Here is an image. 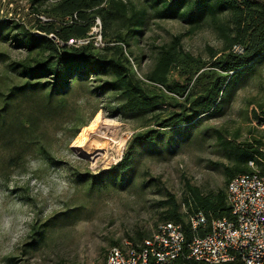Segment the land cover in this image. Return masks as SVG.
Masks as SVG:
<instances>
[{
	"label": "rangeland",
	"instance_id": "1",
	"mask_svg": "<svg viewBox=\"0 0 264 264\" xmlns=\"http://www.w3.org/2000/svg\"><path fill=\"white\" fill-rule=\"evenodd\" d=\"M55 2L39 0L32 6L31 0H0V18L18 20L35 31L37 20L57 22L51 15ZM178 35L183 51L206 62L223 48L208 24L191 29L179 20H149L126 50L135 76L148 90H163L143 76L152 70L158 47ZM102 47L97 50L109 55ZM34 56L0 42V93L6 94L8 87L21 82L8 64ZM256 68L255 75L224 103L221 114L194 127L189 139L180 141L172 154L157 157L137 149L124 189L101 185L91 189L80 176L110 170L121 160L131 136L154 126L148 117L128 119L113 114V94L95 97L88 93L95 82L74 89L66 99L65 113L41 123L39 143L24 146L20 157L18 140L0 138V264H103L110 248L151 236L164 223L158 202L167 195L189 216L182 204L188 186L203 194L225 189L221 165L232 163L213 130L230 138L238 132L235 142L252 141L264 134V126L252 115L254 110L260 115L259 106L264 105V63ZM177 74L172 70L169 81L181 82ZM22 109L23 113L30 111V103H23ZM75 116L85 122L77 132L72 129ZM96 118L99 120L90 131L87 127ZM82 133L86 143L99 142L93 144L94 149L99 145L103 149L93 155L85 151ZM40 144L51 160L40 154Z\"/></svg>",
	"mask_w": 264,
	"mask_h": 264
},
{
	"label": "trees",
	"instance_id": "2",
	"mask_svg": "<svg viewBox=\"0 0 264 264\" xmlns=\"http://www.w3.org/2000/svg\"><path fill=\"white\" fill-rule=\"evenodd\" d=\"M37 1L31 0L32 6ZM51 15L57 22L37 20L35 31L18 20L0 18V42L24 50L27 55L35 53L32 58L7 66L21 82L8 87L6 94L0 93L3 96L0 138L18 140L20 157L24 146L39 143L37 133L41 123L65 113L66 99L73 90L95 82L88 93L95 97L113 94V114L128 119L148 117L154 128L133 134L121 160L110 170L81 175L91 189L97 185L127 187L137 149L150 156L172 154L180 141L189 139L194 127L219 116L224 103L264 63V0H56ZM96 19L101 24L102 50L110 52L109 55L99 52L91 42L79 47L66 44L69 39L86 37ZM152 19L179 20L191 29L208 24L222 40L223 48L213 52L206 62L183 51L180 36H174L158 47L152 70L143 76L153 87L163 88L159 92L150 91L135 76L126 50L130 40L140 35ZM172 70L177 71L181 82L169 81ZM23 103H30L27 113H23ZM259 108L260 115L254 110L253 119L264 126V105ZM72 123L75 132L85 125L78 116ZM213 131L225 157L232 163L231 166L220 164L225 189L203 194L198 188L188 186L182 202L189 215L201 212L205 225L193 232L188 214L180 212V204L172 195L158 202L163 209L162 221L180 225L187 241L193 236H204L214 220L232 219L225 191L230 179L254 171L264 174V134L252 141L235 142L238 132L230 138L219 130ZM39 152L51 160L41 144ZM177 264L203 263L179 258Z\"/></svg>",
	"mask_w": 264,
	"mask_h": 264
},
{
	"label": "built area",
	"instance_id": "3",
	"mask_svg": "<svg viewBox=\"0 0 264 264\" xmlns=\"http://www.w3.org/2000/svg\"><path fill=\"white\" fill-rule=\"evenodd\" d=\"M100 31L97 19L86 37L66 44L79 47L91 42L99 48L103 46ZM226 203L232 219L212 221L204 236L187 241L180 225L165 222L140 242L110 248L103 264H177L179 258L203 264H264V174L254 171L230 179ZM188 222L195 232L206 219L197 212L188 216Z\"/></svg>",
	"mask_w": 264,
	"mask_h": 264
},
{
	"label": "bare ground",
	"instance_id": "4",
	"mask_svg": "<svg viewBox=\"0 0 264 264\" xmlns=\"http://www.w3.org/2000/svg\"><path fill=\"white\" fill-rule=\"evenodd\" d=\"M99 120V118H96L93 122H92V124L89 126V127H87L90 131H91V129L93 128V126H95V124H96V122ZM93 130V129H92ZM80 140H81V142H84V150L85 151H87L89 154H91V155H93L94 154V152L97 150V149H103V147L101 146V145H99V148H95L94 149V147H93V144H97V143H99V142H95V141H93L92 142V144L91 143H86V138L84 137V134L82 133L81 135H80ZM125 141V140H124ZM123 142V141H122ZM121 147V146H120ZM119 147V148H120ZM99 151V150H98ZM87 153V154H88Z\"/></svg>",
	"mask_w": 264,
	"mask_h": 264
}]
</instances>
